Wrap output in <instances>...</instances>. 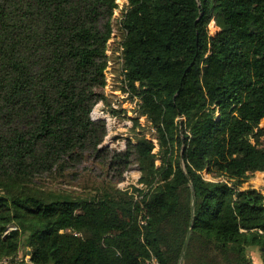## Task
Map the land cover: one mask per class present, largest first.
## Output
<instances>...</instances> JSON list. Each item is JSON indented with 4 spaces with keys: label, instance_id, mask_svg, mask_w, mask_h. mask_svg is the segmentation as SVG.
Segmentation results:
<instances>
[{
    "label": "trees",
    "instance_id": "trees-1",
    "mask_svg": "<svg viewBox=\"0 0 264 264\" xmlns=\"http://www.w3.org/2000/svg\"><path fill=\"white\" fill-rule=\"evenodd\" d=\"M116 6L0 0V259L30 246L35 264H253L264 194L244 185L264 171V0H130L125 80L141 101L123 149L91 116L111 103ZM89 157L100 180L64 186ZM133 164L143 186L119 187Z\"/></svg>",
    "mask_w": 264,
    "mask_h": 264
},
{
    "label": "rangeland",
    "instance_id": "rangeland-1",
    "mask_svg": "<svg viewBox=\"0 0 264 264\" xmlns=\"http://www.w3.org/2000/svg\"><path fill=\"white\" fill-rule=\"evenodd\" d=\"M121 14L122 12H118L114 15L113 23H114V33L109 42L108 47V55L110 59V67L107 70L108 83L106 86V93L108 95V99L111 102L99 101L93 108L91 112V116L93 119H103L107 125V135L103 141V145L109 146L111 149H123L128 144V139L131 138L135 141V132L138 131L137 127H134V120L132 117L137 116L135 112V108L137 105L134 100H130L128 97L127 100L121 96V70H120V62L118 50L120 47V43L123 39V31L121 28ZM209 30L211 34H215L217 30H219V26L216 24L214 20H212L209 24ZM122 99V102L128 106L127 109H123L122 102L120 103L121 107L116 109L122 110L118 114L112 113V102H119ZM125 107V106H124ZM135 107V108H134ZM144 124L147 125V123ZM260 126L264 128V118L261 120ZM149 131H153L150 124L148 125ZM151 133H149L150 135ZM150 137V136H149ZM158 149H155V151ZM80 175L72 181L71 184L65 183L64 186H68L73 189L83 190L86 184L91 185L92 181L100 180V178L104 175L101 164L98 160H95L92 157L84 160L78 167ZM141 173L137 166V164H133L125 173L124 178L120 182H118V186L121 188H129L132 190V185L139 184L138 179ZM204 175L208 179H224L223 176L214 177L211 173L204 171ZM253 186L259 189L264 194V171H257L244 185V187ZM90 192H95L94 189L90 190ZM13 225V224H12ZM15 225V224H14ZM248 253L251 256L253 264H264V253L259 247L252 246L248 248ZM1 264V263H0Z\"/></svg>",
    "mask_w": 264,
    "mask_h": 264
},
{
    "label": "built area",
    "instance_id": "built-area-1",
    "mask_svg": "<svg viewBox=\"0 0 264 264\" xmlns=\"http://www.w3.org/2000/svg\"><path fill=\"white\" fill-rule=\"evenodd\" d=\"M116 2H117V6L114 9V15L116 13H118V12H122V14H121V19H122L124 13L127 11L128 7L130 5V0H116ZM114 15H113V19H114ZM113 33H114V29H113L112 35H113ZM112 35H111V38H112ZM111 38L109 39V42H110ZM123 38H124V35H123ZM123 48H124V46H123V39H122V42L120 43V47H119V50H118V55H119L120 70H121L120 71L121 72L120 82H121V84L122 83L124 84L125 89L124 90L120 89V91L122 92L121 93V96L123 98H125L126 100L129 97L130 100H134L135 104L138 105V103L141 101L140 100V97L137 94H133L132 93L129 85L127 84V81L125 80V71H126V69H125V66H124L125 61H124V57H123ZM107 54H108V48H107ZM108 58H109V55H108ZM110 62L111 61L109 59V65L107 67V70L110 67ZM107 70H106V79H107V83H108ZM121 102H122V99L119 102H117V101L112 102V107H114V108L121 107L120 106V103ZM122 104H123V106H122L123 109H127L128 108V106L126 104H124V102H122ZM181 118H183V117L181 116ZM140 121L142 122V124H144V121H146V118H145L144 115H142L140 117ZM106 127H107V125H106ZM154 141H155V143L157 145L156 139H154ZM156 148H157V146L155 147V149ZM138 182H139V179H138ZM139 184H141L143 186L142 183L139 182ZM140 222L143 223L144 220L142 219V220H140ZM14 228H17V225H14V224L13 225H10L8 227L7 231H9L10 229H14ZM27 249H28L27 252H24L23 253L22 250L20 249L15 256H6V257H3L2 259H0V263L1 264H20L24 260V261H29V262L35 264L31 260V254H30L31 247L28 246ZM151 263L152 264H159L158 261H157V259L155 257L151 260Z\"/></svg>",
    "mask_w": 264,
    "mask_h": 264
},
{
    "label": "water",
    "instance_id": "water-1",
    "mask_svg": "<svg viewBox=\"0 0 264 264\" xmlns=\"http://www.w3.org/2000/svg\"><path fill=\"white\" fill-rule=\"evenodd\" d=\"M188 178L190 179L189 176H188ZM192 219H193V218H192ZM192 228H193V226H191L190 229H189V231H188V234H187V237H186V240H185L184 246H183V250H182L181 257L183 256L184 252L186 251V249H187V247H188L189 240H190V234H191ZM179 264H180V263H179Z\"/></svg>",
    "mask_w": 264,
    "mask_h": 264
},
{
    "label": "crops",
    "instance_id": "crops-1",
    "mask_svg": "<svg viewBox=\"0 0 264 264\" xmlns=\"http://www.w3.org/2000/svg\"><path fill=\"white\" fill-rule=\"evenodd\" d=\"M22 250V252L24 253V252H27L28 251V249L26 248L25 250L24 249H21ZM20 264H33V263H31V262H29V261H22Z\"/></svg>",
    "mask_w": 264,
    "mask_h": 264
}]
</instances>
